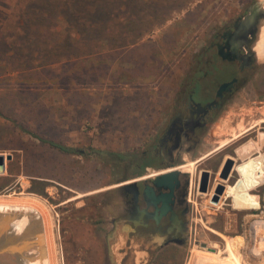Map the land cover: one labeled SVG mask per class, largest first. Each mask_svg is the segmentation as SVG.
I'll return each instance as SVG.
<instances>
[{
    "label": "rangeland",
    "instance_id": "obj_1",
    "mask_svg": "<svg viewBox=\"0 0 264 264\" xmlns=\"http://www.w3.org/2000/svg\"><path fill=\"white\" fill-rule=\"evenodd\" d=\"M248 1L135 0L133 9L123 5L119 23L112 28L109 22L102 37L90 28L89 36L67 34L60 20L51 37L33 28L19 43L7 24L21 18L28 2L0 0V153L12 155L0 173V199L39 203L55 264H146L143 252L124 259L121 240L105 239L125 168L114 167L107 153L138 151L124 153L125 160L141 154L191 73L213 70L217 59L209 44ZM263 33L264 27L257 66L240 75L204 140L180 162L198 175L221 154L236 153L240 163L251 157L238 167L246 190L239 183L234 205L226 196L215 204L195 187L191 241L175 264H191L202 251L214 254L211 264L234 254L242 264H264Z\"/></svg>",
    "mask_w": 264,
    "mask_h": 264
},
{
    "label": "flooded vegetation",
    "instance_id": "obj_2",
    "mask_svg": "<svg viewBox=\"0 0 264 264\" xmlns=\"http://www.w3.org/2000/svg\"><path fill=\"white\" fill-rule=\"evenodd\" d=\"M257 1H248L243 11L230 18L214 35L209 44L212 56L217 59L213 70L210 73L193 71L189 80L176 93L163 121L155 126L154 133L141 154L120 162L121 166L125 164V168L118 179L117 190L114 194L111 193L113 205L109 208L110 229L106 232L105 239L112 229L117 230L124 259L134 257L136 252L144 253L143 261L146 264H175L180 259L191 241L195 187L199 193L209 194L212 200L215 190L222 185V194L218 195L217 203L226 196L224 200L228 199L229 204L233 200L234 205L235 198H238L235 194L239 188L241 173L237 169L241 164L234 157L236 153L221 154L210 162L208 168H200L198 175L195 172L192 174L190 168H181L183 166L180 162L184 160L183 155L192 156L195 153L224 102L232 97L239 85L240 75L252 69L248 58L244 56L249 53L248 48L256 51L259 34L264 27V16L255 15L253 22L243 29V33L241 31L234 36V31L240 19ZM259 11H264V0ZM233 78L237 80L217 97L220 84ZM213 100L217 104L207 107ZM79 151L84 153L83 150ZM209 154L202 155L196 162ZM229 158L232 163L227 178L223 179L220 175ZM174 170H178L180 174L176 179H170L168 186H157L152 182L156 176ZM203 171H208L205 191L200 190L205 178ZM240 183L243 184L242 180ZM242 186L246 190L244 184Z\"/></svg>",
    "mask_w": 264,
    "mask_h": 264
},
{
    "label": "trees",
    "instance_id": "obj_3",
    "mask_svg": "<svg viewBox=\"0 0 264 264\" xmlns=\"http://www.w3.org/2000/svg\"><path fill=\"white\" fill-rule=\"evenodd\" d=\"M135 0H128L124 2L123 0H27V5L25 9L21 12V18L16 17V21H13L7 26V34H10L11 30H14L12 38L19 41V43H24L30 31L33 28H40L44 30L45 38H49L52 35V30L58 25L60 20H63L65 25L64 31L77 32L78 35L89 36V33L85 28H90L98 36H103L106 29V25L109 22H113L112 28L117 26L119 23L117 20V15L122 7H130L133 9ZM124 5V6H123ZM14 17V14H13ZM21 20V22H20ZM4 38V37H3ZM67 45L70 43L69 35L65 37ZM56 43V42H55ZM61 45L59 43H56ZM54 53V52H53ZM60 55V52H56ZM50 144L56 146L63 151H72L69 147H66L60 143H55L54 141H49ZM99 155L105 154L102 151H98ZM112 160L114 167L120 164L123 159H126L124 153H107ZM102 156V155H101ZM2 187V186H1ZM0 187V188H1ZM250 208V207H249ZM260 202L252 209H259Z\"/></svg>",
    "mask_w": 264,
    "mask_h": 264
},
{
    "label": "bare ground",
    "instance_id": "obj_4",
    "mask_svg": "<svg viewBox=\"0 0 264 264\" xmlns=\"http://www.w3.org/2000/svg\"><path fill=\"white\" fill-rule=\"evenodd\" d=\"M260 1L262 3L263 0ZM253 54L255 58L256 53L254 51ZM38 204L28 199H0V227L10 224L27 237L30 253L34 257L35 264H55L50 224ZM205 248L208 251L215 252L207 247ZM215 258L214 254H208L204 251L197 252L191 264H211L208 261L213 260L215 262ZM219 262L220 264H242L240 256L235 254L226 260L221 258Z\"/></svg>",
    "mask_w": 264,
    "mask_h": 264
},
{
    "label": "water",
    "instance_id": "obj_5",
    "mask_svg": "<svg viewBox=\"0 0 264 264\" xmlns=\"http://www.w3.org/2000/svg\"><path fill=\"white\" fill-rule=\"evenodd\" d=\"M260 4H261V1L258 0L255 6H252V8L248 9V12L238 22L236 29L234 31V36L237 35L241 31H242L241 33H243L244 32L243 29L253 22L255 15L259 14V16L261 17L264 16V11H261V12L259 11ZM248 51L249 53L246 56H244V58H248L247 60L249 61L250 68H255L257 64L254 58L253 51L250 50L249 48H248ZM236 80H237L236 78H233L230 81L223 82L222 84H220L217 90L216 96L220 97L221 92L227 86H229ZM215 104H217V101L213 100L212 102L208 103L206 106L210 107ZM11 159H12L11 154L0 153V173L5 172L6 162L10 161ZM226 161H227V164L224 167V169H222V172L220 175L221 178L223 179L227 178L228 170H229L230 164L232 163V159L229 158ZM178 174H180V172L178 170H174L172 172L156 176L154 179H152V182L157 186H168L169 180L176 179ZM183 174L185 176L188 175V173H183ZM203 174L205 175V178L200 188L201 191L206 190L205 183H206V176L208 175V171H203ZM222 189H223V186L219 185V187L215 190L216 194L214 195V198L212 199L214 203H217L218 195L222 194ZM116 190L117 188L114 189V191ZM114 230L115 228L109 232L108 237L109 235L113 234ZM106 244H107L108 252L110 253L109 243L106 242ZM201 247H207V246L205 243H201ZM209 250H214V249L209 248ZM0 264H35L34 257H32L30 253L27 237L23 235L22 232H20V230H17L10 224L0 227Z\"/></svg>",
    "mask_w": 264,
    "mask_h": 264
},
{
    "label": "crops",
    "instance_id": "obj_6",
    "mask_svg": "<svg viewBox=\"0 0 264 264\" xmlns=\"http://www.w3.org/2000/svg\"><path fill=\"white\" fill-rule=\"evenodd\" d=\"M258 156H259V157L261 156V157L264 158V154H263V155L261 154V155H258ZM258 156H257V157H258ZM250 158H251V157H250ZM250 158H248V159L245 160V161H248ZM245 161H243V162H245ZM243 162H242V163H243ZM242 163H240V164H242ZM240 164H239V165H240ZM263 170H264V163H263ZM237 171H238V169H237ZM238 172H239V171H238ZM239 174H240V173H239ZM240 176H241V175H240ZM241 180H242V176H241V178H240V181H241ZM240 181L238 182V184L240 183ZM259 186H260V185H259ZM256 188H257V187H256ZM232 201H233V200H232ZM107 231H108V230H107ZM107 231H106V232H107ZM119 239H120V238H119V236H118V233H117V230H116V229L113 231V234L109 235V237H108V240L111 241V242L113 241V243L116 244V245H119Z\"/></svg>",
    "mask_w": 264,
    "mask_h": 264
}]
</instances>
